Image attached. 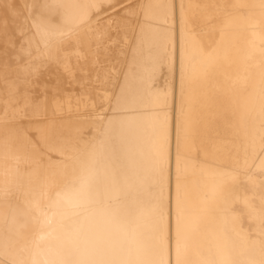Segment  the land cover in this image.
I'll list each match as a JSON object with an SVG mask.
<instances>
[{"label":"bare ground","instance_id":"1","mask_svg":"<svg viewBox=\"0 0 264 264\" xmlns=\"http://www.w3.org/2000/svg\"><path fill=\"white\" fill-rule=\"evenodd\" d=\"M0 43V264H264V0H0Z\"/></svg>","mask_w":264,"mask_h":264},{"label":"rangeland","instance_id":"2","mask_svg":"<svg viewBox=\"0 0 264 264\" xmlns=\"http://www.w3.org/2000/svg\"><path fill=\"white\" fill-rule=\"evenodd\" d=\"M125 5H127V4H125ZM125 5H123V6H125ZM123 6H122V7H123ZM119 9H121V8H119ZM0 44L2 45V43H0ZM43 70H44V69H43ZM43 70H41V72H40L41 74H42V71H43ZM45 71H46V70H44L43 72H45ZM44 74H47V71H46V73H43V75H44ZM40 76L42 77V75H40ZM47 76H48V74L45 75V77H43V78L48 79V78H46ZM49 77H50V76H49ZM39 78H40V77H38V79H39ZM43 78H41V79L43 80ZM45 79H44V81H45ZM50 79H51V78H50ZM38 81H40V80H38ZM41 82H42V81H41ZM47 82H49V79L47 80ZM37 86H38V88H37V87H36V88H37V90H39V91H38V95L36 94L37 91H35V90H34V91H35L34 93L36 94V96H40V95H41V94H40L41 91H40V87H39V86H41V85L38 84ZM33 89H34V88H33ZM42 89H43V88H42ZM46 90H47V88H46ZM42 93H43V90H42ZM39 94H40V95H39Z\"/></svg>","mask_w":264,"mask_h":264},{"label":"snow or ice","instance_id":"3","mask_svg":"<svg viewBox=\"0 0 264 264\" xmlns=\"http://www.w3.org/2000/svg\"><path fill=\"white\" fill-rule=\"evenodd\" d=\"M177 250H178V252H179V244H178V246H177Z\"/></svg>","mask_w":264,"mask_h":264}]
</instances>
